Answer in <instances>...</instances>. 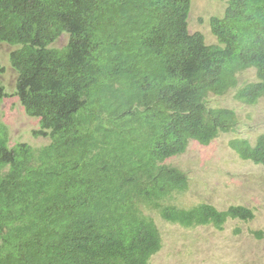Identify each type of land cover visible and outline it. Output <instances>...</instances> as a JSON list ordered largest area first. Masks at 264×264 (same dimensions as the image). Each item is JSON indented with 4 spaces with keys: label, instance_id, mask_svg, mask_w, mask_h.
<instances>
[{
    "label": "trees",
    "instance_id": "obj_1",
    "mask_svg": "<svg viewBox=\"0 0 264 264\" xmlns=\"http://www.w3.org/2000/svg\"><path fill=\"white\" fill-rule=\"evenodd\" d=\"M191 5L0 0V44L17 47V96L40 119L35 136L51 140L10 147L0 122V264H146L164 248L150 213L218 231L255 219L243 206H179L191 182L167 161L238 128L236 110L211 97L264 99V0H229L211 19V45L190 34ZM64 34L68 45L52 48ZM249 69L257 81L243 86ZM229 146L264 167V134Z\"/></svg>",
    "mask_w": 264,
    "mask_h": 264
},
{
    "label": "rangeland",
    "instance_id": "obj_2",
    "mask_svg": "<svg viewBox=\"0 0 264 264\" xmlns=\"http://www.w3.org/2000/svg\"><path fill=\"white\" fill-rule=\"evenodd\" d=\"M228 5L229 0H192L190 33H202L208 45L217 43L209 21L213 17H223ZM69 39V35H63L53 47L62 49ZM15 50V46L0 44L4 68L0 82L7 93L0 101V122L8 128L10 147L26 143L35 149L42 148L51 140L35 136L40 130V119L27 115L17 96L18 73L11 64ZM255 80L254 69L240 76L241 85ZM234 96L232 93L211 97V103L236 110L240 119L237 130L222 135L209 146L192 141L184 154L167 163L184 171L191 180L190 190L178 198L179 206L191 208L207 203L221 211L231 206H244L252 209L256 218L250 222L230 221L221 232L210 226L196 229L174 226L164 222L158 214L150 213L164 240L163 250L150 264H264V167L242 160L229 146L233 138L256 144L264 133V100L256 106H247L236 101Z\"/></svg>",
    "mask_w": 264,
    "mask_h": 264
},
{
    "label": "clouds",
    "instance_id": "obj_3",
    "mask_svg": "<svg viewBox=\"0 0 264 264\" xmlns=\"http://www.w3.org/2000/svg\"><path fill=\"white\" fill-rule=\"evenodd\" d=\"M191 9H192V5H191ZM191 9H190V14H191ZM225 13H226V12H225ZM224 15H225V14H224ZM189 17H190V15H189ZM223 17H224V16H223ZM223 17H221V18H223ZM213 18H214V17H213ZM217 18H219V17H217ZM211 19H212V18H211ZM211 19H210V21H209V24H210V29H211L212 34H213V29H212V25H211ZM188 23L190 24L189 20H188ZM189 27H190V26H189ZM189 32H190V29H189ZM190 34H191V33H190ZM201 34H202V33H201ZM64 35H68V34H64ZM192 35H194V34H192ZM213 35H214V34H213ZM61 37H62V36H61ZM61 37H60V38H61ZM60 38H59V39H60ZM69 38H70V36H69ZM59 39H58V40H59ZM69 41H70V39H69ZM57 42H58V41H57ZM57 42H56V43H57ZM56 43H55V44H56ZM68 43H69V42H68ZM1 44H3V43H1ZM7 44H8V43H7ZM53 45H54V44H53ZM53 45H52V48H54ZM67 45H68V44H67ZM64 48H65V47H64ZM64 48H62V49H64ZM16 49H17V47H16ZM55 49H56V48H55ZM62 49H58V50H62ZM11 56H12V55H11ZM0 60H1V58H0ZM1 65H2V64H1ZM2 67H3V66H2ZM12 67H13V66H12ZM249 70H251V69H249ZM249 70H247V71H249ZM15 71H16V70H15ZM255 72H256V71H255ZM244 73H245V72H244ZM242 74H243V73H242ZM242 74H241V75H242ZM241 75H240V76H241ZM239 78H240V77H239ZM239 81H240V80H239ZM255 81H257V79H256ZM255 81H253V82H255ZM247 83H248V82H247ZM249 83H251V82H249ZM243 86H245V85H243ZM241 87H242V86H241ZM6 94H7V93H6ZM5 98H6V97H5ZM5 98H4V99H5ZM4 99H3V100H4ZM19 99H20V98H19ZM3 100H2V101H3ZM263 100H264V99H263ZM20 102H21V100H20ZM21 104H22V103H21ZM23 107H24V106H23ZM236 130H237V129H236ZM236 130H235V131H236ZM235 131H233V132H235ZM233 132H231V133H233ZM229 134H230V133H229ZM263 134H264V133H263ZM263 134H262V135H263ZM262 135H261V136H262ZM261 136H259V138H260ZM259 138H258V139H259ZM233 139H234V138H233ZM241 139H242V138H241ZM214 141H215V140H214ZM214 141H213V142H214ZM191 142H192V141H191ZM195 142H196V141H195ZM213 142H212V143H213ZM257 142H258V140H257ZM257 142H256V144H257ZM251 144H252V143H251ZM256 144H255V145H256ZM200 145H203V144H200ZM203 146H204V145H203ZM232 150H233V149H232ZM235 152H236V151H235ZM236 153H237V152H236ZM240 158H241V157H240ZM241 159H242V158H241ZM242 160H243V159H242ZM244 161H250V162L254 163V162L251 161V160H244ZM254 164H255V163H254ZM255 165H256V164H255ZM178 169H179V168H178ZM180 170H181V169H180ZM183 172H184V171H183ZM187 177H188V179L190 180L188 174H187ZM190 182H191V180H190ZM190 187H191V186H190ZM183 195H184V194H183ZM180 196H181V195H180ZM180 196H177V197L179 198ZM206 204H207V203H206ZM213 206H214V205H213ZM231 207H233V206H231ZM231 207H230V208H231ZM235 207H237V206H235ZM243 207H244V206H243ZM246 208H247V207H246ZM217 209H218V208H217ZM249 209H250V208H249ZM218 210H219V209H218ZM251 210H252V209H251ZM220 211H221V210H220ZM226 211H227V210H226ZM255 218H256V214H255ZM231 221H237V220H231ZM239 221H241V220H239ZM229 222H230V221H229ZM229 222H228V223H229ZM245 222H250V221H245ZM166 223H167V222H166ZM167 224H169V223H167ZM174 226H178V225H174ZM179 227H181V226H179ZM200 227H204V226H200ZM184 228H185V227H184ZM197 228H198V227H197ZM190 229H196V228H190ZM223 231H224V230H223ZM221 232H222V231H221ZM161 234H162V232H161ZM255 234H256L257 236H260V235H259L260 233H258V232H256ZM162 238H163V237H162ZM163 242H164V240H163ZM162 250H163V249H162ZM162 250H161V251H162ZM161 251H160V252H161ZM160 252H159V253H160ZM159 253H157V254H159ZM157 254H156V255H157ZM156 255H154V256H156ZM154 256H152V257L147 261L146 264H150Z\"/></svg>",
    "mask_w": 264,
    "mask_h": 264
}]
</instances>
